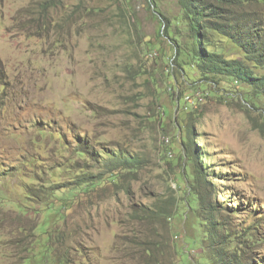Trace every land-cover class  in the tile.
Here are the masks:
<instances>
[{"label": "rangeland", "instance_id": "rangeland-1", "mask_svg": "<svg viewBox=\"0 0 264 264\" xmlns=\"http://www.w3.org/2000/svg\"><path fill=\"white\" fill-rule=\"evenodd\" d=\"M45 2L0 0V264H212L200 197L264 260V98L174 59L173 0Z\"/></svg>", "mask_w": 264, "mask_h": 264}, {"label": "trees", "instance_id": "trees-1", "mask_svg": "<svg viewBox=\"0 0 264 264\" xmlns=\"http://www.w3.org/2000/svg\"><path fill=\"white\" fill-rule=\"evenodd\" d=\"M52 1L46 0L45 3L50 5ZM173 1L175 18H162V32L168 36L169 29L173 28L174 59L185 58L186 64L200 74V79L217 82L218 77H226L249 87L255 96L264 98V0ZM195 139H190L194 147L190 146L187 151L184 144L183 149L190 152L187 155L197 164L196 171L209 175L204 153L196 146ZM76 151L78 154L88 153L84 149ZM91 157L94 158L92 154ZM95 161L102 162V169L108 172L117 167H135L137 163L134 156L116 151L98 153ZM94 177L96 175L91 173L84 174L78 184H93ZM199 207L205 213L203 220L207 235L204 241L212 264H264V260L230 247L241 236L224 231L223 222L215 215L216 205L200 197ZM171 214L167 208L148 207L135 217L144 222L153 219L161 225ZM161 242L145 238L135 243L143 252L150 253L157 249V245H162ZM141 257L145 259L144 264H162L156 259H147L144 254Z\"/></svg>", "mask_w": 264, "mask_h": 264}, {"label": "built area", "instance_id": "built-area-1", "mask_svg": "<svg viewBox=\"0 0 264 264\" xmlns=\"http://www.w3.org/2000/svg\"><path fill=\"white\" fill-rule=\"evenodd\" d=\"M197 95H199V96H200V99H201V94H200V93H198Z\"/></svg>", "mask_w": 264, "mask_h": 264}, {"label": "bare ground", "instance_id": "bare-ground-1", "mask_svg": "<svg viewBox=\"0 0 264 264\" xmlns=\"http://www.w3.org/2000/svg\"><path fill=\"white\" fill-rule=\"evenodd\" d=\"M189 92H190V91H189ZM191 93H192V92H191ZM191 93H190V94H191ZM187 94H188V93H187Z\"/></svg>", "mask_w": 264, "mask_h": 264}]
</instances>
